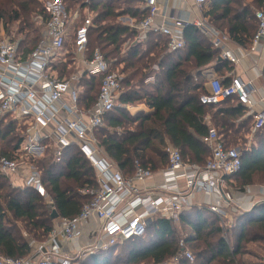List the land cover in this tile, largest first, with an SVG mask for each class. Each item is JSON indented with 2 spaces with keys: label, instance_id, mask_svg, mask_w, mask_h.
<instances>
[{
  "label": "trees",
  "instance_id": "obj_1",
  "mask_svg": "<svg viewBox=\"0 0 264 264\" xmlns=\"http://www.w3.org/2000/svg\"><path fill=\"white\" fill-rule=\"evenodd\" d=\"M51 1L0 0V40L4 32L18 43L21 53L32 52L42 40L50 18L47 4ZM63 2L67 11L76 10L78 5L88 6L82 0ZM141 2L92 0L88 6L95 13L89 30V54L99 49L113 69L121 67L124 75L118 103L95 137L105 155L127 176L134 175L136 162L155 174L165 169L169 145L180 150L185 162L204 166L211 157V150L203 141L209 129L216 128L226 145L232 146L238 135L253 128V117L252 121L239 122L246 109L237 99L216 106L201 103L200 97L208 92L203 70L216 63L215 70L222 75L231 68L221 51L196 26L185 27V47L170 52L166 36L151 32L144 41H136V31L111 24L120 16L136 22L144 20L148 9L135 7ZM207 2L209 10L205 17L220 31H227L233 42L245 46L253 39L258 30L256 12L264 8V0ZM38 16L44 19L43 24L37 22ZM70 63L60 68V75L72 73L67 69ZM227 79L223 82L230 84L231 79ZM82 86L80 105L90 108L96 102L100 80L84 77ZM141 104L151 112L132 115L126 108ZM207 116L212 117L213 125L205 122ZM255 139L257 145L242 152L241 170L233 176L241 188L264 185V129L255 133ZM22 141L16 121H0V157L13 159ZM35 164L42 172L48 198L40 197L33 189L15 187L0 174V255L4 257L29 258L34 243L45 242L58 220L78 216L91 202V196L82 191L97 187L94 167L76 147L69 149L61 162H55L48 152L46 158ZM180 222L195 234L183 239L187 248L194 250L193 263L182 255L174 223L157 217L143 237L90 254L82 264H164L178 257L177 264H264L260 258L255 263L245 261L251 254L249 245L261 244L264 250V202L234 215L232 227L226 233L218 217L205 208L192 207L182 213ZM120 248L122 252L117 254Z\"/></svg>",
  "mask_w": 264,
  "mask_h": 264
},
{
  "label": "built area",
  "instance_id": "obj_2",
  "mask_svg": "<svg viewBox=\"0 0 264 264\" xmlns=\"http://www.w3.org/2000/svg\"><path fill=\"white\" fill-rule=\"evenodd\" d=\"M196 3L202 6L207 0H196ZM88 6L81 5L72 12L65 9L63 0L49 2L50 18L45 23L42 40L28 54L21 53L18 43L10 38L0 40V121H16L23 137L13 159L0 157V174L48 198L42 172L35 163L46 158L48 152L55 162H61L67 151L76 147L92 164L97 176V187L82 191L92 200L78 216L58 220L45 242L34 243L29 258L0 255V264H74L78 258L143 237L157 217L174 224L179 222L182 213L193 207L197 194L218 193L229 205L222 191L224 179L236 176L241 170L242 152L227 146L214 127L203 139L211 150L204 166L185 162L178 148L167 147L169 163L159 172L163 183L158 187L148 186L156 174L139 162L134 175L127 176L105 155L95 132L105 125L106 116L117 105L124 78L99 49L89 54V30L94 15ZM144 8L148 9V16L141 22H130L132 30L137 32L136 41H144L151 32L159 33L168 37V50L175 52L185 47L184 28L194 25L221 51L224 60L239 64V58L228 49L229 36L212 27L208 18L200 17L194 23L175 20L170 27L155 21L158 0H147ZM256 19L258 30L252 39L255 47L264 42V8L256 12ZM37 22L43 24L44 19L38 16ZM69 61L72 63L68 70L73 69L72 73L60 75L59 68ZM84 77L100 80L96 102L90 108L80 105ZM223 81L210 76L208 92L200 97L203 105L216 106L228 99H237L248 111L254 107L251 83L240 77H231L230 84ZM263 129L264 111H260L253 116V131ZM208 210L218 217L225 233L232 227L229 217L217 205H210ZM91 220L100 225L96 236L84 241L75 253L65 251L64 246L80 239L82 226ZM180 247L183 257L193 263L194 255L184 240Z\"/></svg>",
  "mask_w": 264,
  "mask_h": 264
},
{
  "label": "crops",
  "instance_id": "obj_3",
  "mask_svg": "<svg viewBox=\"0 0 264 264\" xmlns=\"http://www.w3.org/2000/svg\"><path fill=\"white\" fill-rule=\"evenodd\" d=\"M142 2L138 4V9H146L147 0H141ZM159 4V13L155 19L156 23L159 25H166L173 27L175 20H181L188 23H194L195 20L200 17H205V13L209 10V3L199 6L196 3V0H158ZM92 11V10H91ZM95 16V13L93 12ZM124 19V18H123ZM127 21L123 25L130 27V22L136 21L131 17H126ZM131 28V27H130ZM132 29V28H131ZM220 31V30H219ZM228 35L227 31H221ZM229 36V35H228ZM207 38V37H206ZM230 38V36H229ZM208 41L209 38H207ZM228 49H230L233 54L239 58V64H228V68L223 71L222 75H219L215 70V65L205 68L203 70V76L207 79L206 88L208 90L210 76H216L224 81L229 77H240L245 82L251 83L253 89V94L251 100L254 107L246 109V115L239 120V122H244L247 120L252 121L254 114L260 111H264V42L257 45L256 47L252 43V39L245 46H241L233 42L230 38V43L228 44ZM222 56V55H221ZM231 74V76H229ZM227 79V81L229 80ZM256 93V94H254ZM242 106V105H241ZM127 110L135 115L139 111H145L146 113L151 112V110L144 104L138 106H126ZM205 122L209 125H213L212 117L207 116ZM256 133L253 131V128L248 133ZM233 147V146H230ZM163 183L162 177L159 173H156V176L153 180L148 183V186H161ZM235 183L237 179L235 177H226L222 186V191L224 192L225 197L229 201V205H226L220 198L219 194L215 193L212 196H208L204 193L197 194L193 198V207L198 209H208L210 205H217L221 208L226 215L229 217V221L233 223L234 215H239L244 212L250 211L254 205L260 202H264V185L255 184L247 186L245 188L237 187ZM100 227L98 221L91 220L85 225L82 226V236L80 239L75 240L72 243L64 246L65 251L72 250L71 253L78 251V247L82 246L84 241L89 237L96 236L95 232ZM74 248V249H73ZM262 252L263 250L259 248ZM251 254L245 257V261L249 263H255L259 261V258L262 259V256L254 251H250ZM247 257L255 260L246 259ZM264 257V256H263Z\"/></svg>",
  "mask_w": 264,
  "mask_h": 264
},
{
  "label": "rangeland",
  "instance_id": "obj_4",
  "mask_svg": "<svg viewBox=\"0 0 264 264\" xmlns=\"http://www.w3.org/2000/svg\"><path fill=\"white\" fill-rule=\"evenodd\" d=\"M124 1V0H123ZM82 2L83 3H85L86 5H89V4H92V0H82ZM96 4V3H95ZM80 5H78L77 7H76V9H78V7H79ZM135 7H137V5L135 6ZM72 12H74L75 11V9L73 10H71ZM84 16V15H83ZM95 17V16H94ZM124 18V19H123ZM125 18L126 17H124V16H120L119 18H117V20H115V21H112L111 22V24H124V23H126L127 21L125 20ZM211 24V26L212 27H214L216 30H220V29H218L216 26H214L212 23H210ZM44 29H45V27H44ZM17 37V36H16ZM4 38H8V36L3 32L2 34H1V40L2 39H4ZM90 50V49H89ZM60 69V68H59ZM68 69V68H67ZM118 69L120 70L121 69V67H118ZM118 69H116V70H118ZM61 70V69H60ZM71 71H73V69L71 70ZM60 74V73H59ZM66 75H69V74H66ZM123 77H124V75H122ZM254 94H256V93H254ZM131 106H133V105H131ZM234 144L232 145L233 147H235V148H238V149H240V151L241 152H243L244 150H246V149H249L250 147H252V146H254V145H257V140L255 139V133H252V132H250V133H245V132H242L240 135H238V137H236L235 139H234ZM73 150H75V149H73ZM259 180H263V179H259ZM11 181H12V184L14 185V186H16V187H22V184H20V183H15L16 182V180L14 181V180H12L11 179ZM236 184V186L237 187H239V185H238V183H235ZM257 184H263V183H257ZM175 226H176V229H177V238H180V241L181 240H183V239H185V238H187V237H194L195 236V234H194V232H192L190 229H188V228H186V227H184L183 225H181V222L179 221V222H177V223H175L174 224ZM124 247H125V245H124ZM190 248H191V246H190ZM259 248H261L262 250H263V248H262V246H261V244H251V245H249L248 246V249L250 250V251H254V252H256V253H258L259 255H263L264 254V250H263V252L259 249ZM74 249V248H73ZM190 250V249H189ZM192 251H193V253H194V250H193V248L191 249ZM190 250V251H191ZM191 251V252H192ZM122 252V248H120L119 250H118V253L117 254H119V253H121ZM264 256V255H263ZM262 256V259H264V257ZM246 259H249V260H252V261H255V260H253V259H251V258H249V257H247ZM88 259L86 258V257H81V258H78V259H76L75 261H74V264H82V263H84L85 261H87ZM164 264H177V262L176 261H174L173 259L172 260H169V261H167L166 263H164Z\"/></svg>",
  "mask_w": 264,
  "mask_h": 264
}]
</instances>
